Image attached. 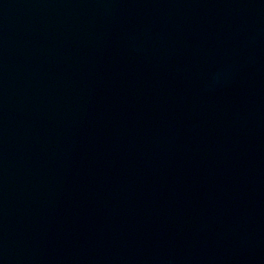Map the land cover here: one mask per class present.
Masks as SVG:
<instances>
[{
	"label": "water",
	"instance_id": "water-1",
	"mask_svg": "<svg viewBox=\"0 0 264 264\" xmlns=\"http://www.w3.org/2000/svg\"><path fill=\"white\" fill-rule=\"evenodd\" d=\"M0 264H264V0H0Z\"/></svg>",
	"mask_w": 264,
	"mask_h": 264
}]
</instances>
